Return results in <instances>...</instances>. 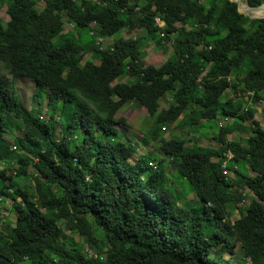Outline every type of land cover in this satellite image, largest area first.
<instances>
[{"label":"trees","instance_id":"obj_1","mask_svg":"<svg viewBox=\"0 0 264 264\" xmlns=\"http://www.w3.org/2000/svg\"><path fill=\"white\" fill-rule=\"evenodd\" d=\"M35 1L1 0L9 20L0 24V65L9 78L0 76V164L15 160V168L13 176L0 171V195L14 215V222L0 215V264H239L230 234L248 264H264V129L242 101L264 103V18L239 13L229 0H42L40 11ZM141 29L158 49L171 41L173 55L158 67L141 59L139 37L109 39ZM85 40L98 64L83 61ZM23 79L34 84V99L46 95L45 121L23 106L15 84ZM227 91L233 99L223 101ZM168 94L173 102L162 108ZM131 103L146 110L148 138L167 160L154 164L150 154L130 163V140L113 141L116 125L127 127L117 111ZM226 116L233 121L218 122L212 146L162 136L164 126ZM14 126L18 135L8 140ZM234 133L248 137L229 140ZM227 151L231 179L221 167ZM165 162L195 202L178 205L182 194L167 185ZM246 190L253 197L230 221L228 205ZM65 229L93 255L68 247Z\"/></svg>","mask_w":264,"mask_h":264},{"label":"rangeland","instance_id":"obj_2","mask_svg":"<svg viewBox=\"0 0 264 264\" xmlns=\"http://www.w3.org/2000/svg\"><path fill=\"white\" fill-rule=\"evenodd\" d=\"M244 3L245 0H242ZM4 4L1 5V0H0V24L5 26L7 21L9 20L7 14H6V8L8 6V3L3 2ZM44 6V2L42 0H36L35 1V9L37 11H40ZM179 26V24H176ZM94 25H90V29H85L83 30V34L88 37L92 32V27ZM189 27V26H188ZM69 29L74 30V28L69 25ZM67 29V28H66ZM65 29V30H66ZM70 31V30H69ZM118 36L123 37V38H130V37H139L142 40L143 46L141 48V59L147 63L151 64L155 67L160 66L163 64L166 59L170 56L173 55V50L171 46V41L168 40L164 43V47L161 49H158L155 47V45L146 38V34L144 30H133L131 32H127L126 30H122L119 34L114 35L113 37L109 39H116ZM91 38V37H90ZM94 40L93 42H96V38H92ZM98 40V39H97ZM105 43V40L103 41ZM103 43L102 46H103ZM84 45L87 47L86 51L83 54V61L89 59L95 64H98L97 57L94 52L88 53V50H90L89 41L85 40ZM105 45V44H104ZM101 46V45H99ZM0 76L2 77H8L7 72L4 70V68L0 65ZM9 78V77H8ZM120 82H129L130 79L127 77H122ZM115 83V82H113ZM16 87H17V93L18 96L21 99V102L24 107L27 108V110H31L36 112L41 120L45 121L46 120V95L43 94L41 97L34 99L32 97V93L34 91V84L26 79L23 80H16L15 81ZM227 98H232L233 95L230 92H225L224 96L222 97V100L225 101ZM244 107H254L256 108V114L254 115V119L258 121L261 125V127L264 129V103H258V104H253L249 99H246L244 97L242 99ZM173 102L171 96L165 95L161 101V107L162 108H167L171 103ZM190 109V108H189ZM189 109H187L186 112H189ZM117 118H123L127 124V127H122L121 125H116V128L119 131L120 137H114L113 141H127L130 140L133 148V155L130 157L129 161L130 163H134L138 157H145L151 154L152 161H160L161 159L167 160V158L159 151L158 149V144L152 142L148 138V132L149 128L151 126V118L147 115L146 110L142 107L139 106L136 103H131L123 106L121 109L117 111L116 114ZM219 121H222V117H217L216 119L212 121H205L202 122L201 125L194 126V127H187V128H181L177 129L176 127L173 128L174 125L170 126H164L162 129V136L165 138H176V139H182L185 138L187 140H190L191 142L188 143V145H191L193 142L197 143L198 145H205V146H212L215 145L214 142L211 140V137L216 134L217 131V124ZM247 125V123H246ZM11 127V125H9ZM19 128L13 127L10 132H7L5 134V137L8 140H12V135H18L17 133ZM249 133V132H248ZM56 138L60 137V133L58 130H55L54 133ZM127 135V137L125 136ZM242 136V138L248 137L247 133L244 134H237L234 133L232 135L228 136L229 140H237L239 136ZM80 136V135H79ZM240 136V137H241ZM79 138L77 137V141ZM242 144H244L243 141H241ZM16 154H19L20 152L15 150ZM153 162L152 165H153ZM155 164V162H154ZM244 164L240 163L238 164V168L241 167L243 168ZM154 166V165H153ZM162 170L165 172L167 176V185L170 187V189L175 193L177 192L178 195L182 194L178 205L180 206L183 200H188V201H196V196L194 193H191L188 184L182 180L179 175L176 173L174 169H172L166 162L162 163ZM245 167V166H244ZM14 168H15V160L7 167L4 164H0V171L5 170V174L7 176H13L14 174ZM151 168H153L151 166ZM28 173L32 176H37V173L35 170L30 166L28 168ZM229 177L232 178L231 172L227 171V174ZM248 175L249 176H254V173L250 170H248ZM23 181V180H22ZM19 181V182H22ZM32 181L29 180L28 182H24V186L28 190L29 187H31ZM29 195H33L32 191L30 190ZM183 197V198H182ZM253 197L250 191L246 190L244 192L243 200L238 203L237 206L234 205H228L227 211L230 213L229 219L230 221H234L239 217L238 213V207H241L240 209L245 210V208L248 206L250 199ZM0 215H3L4 219H8L11 222H14V215L12 213L11 209V200L9 198L3 197L0 195ZM1 225V224H0ZM230 241L235 245V253L238 259H240L239 264H248L249 261L248 259H245L244 257H241V253L239 251V245L237 242H235L234 237L230 234L229 235ZM62 239L68 244V247H73V245H79L81 247V251L86 253L87 255H93V252L89 250L84 243H82L81 238H79L76 234V232L69 231V230H64Z\"/></svg>","mask_w":264,"mask_h":264},{"label":"built area","instance_id":"obj_3","mask_svg":"<svg viewBox=\"0 0 264 264\" xmlns=\"http://www.w3.org/2000/svg\"><path fill=\"white\" fill-rule=\"evenodd\" d=\"M154 23L159 28H162L164 26V23L158 17H155L154 18ZM97 39H96L97 44L101 45V43L103 42V39L100 38V37H98ZM100 48H103V46L101 45ZM249 94L252 95V92H250ZM231 121H233V118L232 117H230V116L223 117L222 118V121H219V126H221L223 124L230 123ZM232 158H233L232 153L230 151H227L224 154V158L221 160V167L223 168V172L225 174H227V171H228V163L232 160ZM216 162H219V159ZM150 166H152V163H150ZM226 176H228V175H226ZM243 196H244V193H243Z\"/></svg>","mask_w":264,"mask_h":264},{"label":"water","instance_id":"obj_4","mask_svg":"<svg viewBox=\"0 0 264 264\" xmlns=\"http://www.w3.org/2000/svg\"><path fill=\"white\" fill-rule=\"evenodd\" d=\"M231 2H234L237 6L238 12L242 13L249 18H264V15L262 16H252L251 13H258L261 11H264V4L256 5V6H250L245 4V6H242L241 0H229Z\"/></svg>","mask_w":264,"mask_h":264},{"label":"crops","instance_id":"obj_5","mask_svg":"<svg viewBox=\"0 0 264 264\" xmlns=\"http://www.w3.org/2000/svg\"><path fill=\"white\" fill-rule=\"evenodd\" d=\"M218 159H219L218 157L214 156V157L211 158V161L216 162ZM233 168L236 169L237 165L233 164ZM228 172H231V174L233 175V172H232V170L229 169V166H228ZM232 178H233V176H232Z\"/></svg>","mask_w":264,"mask_h":264},{"label":"bare ground","instance_id":"obj_6","mask_svg":"<svg viewBox=\"0 0 264 264\" xmlns=\"http://www.w3.org/2000/svg\"><path fill=\"white\" fill-rule=\"evenodd\" d=\"M242 1V0H241ZM242 6H245L246 3H244L243 1L241 2ZM264 15V11L258 12V13H253L252 16H262Z\"/></svg>","mask_w":264,"mask_h":264},{"label":"clouds","instance_id":"obj_7","mask_svg":"<svg viewBox=\"0 0 264 264\" xmlns=\"http://www.w3.org/2000/svg\"><path fill=\"white\" fill-rule=\"evenodd\" d=\"M97 38H98V37H97ZM97 38H96V39H97ZM103 41H104V40H103ZM102 43H103V42H102ZM96 44H97V41H96ZM101 45H102V44H101ZM227 177H228V176H227Z\"/></svg>","mask_w":264,"mask_h":264}]
</instances>
